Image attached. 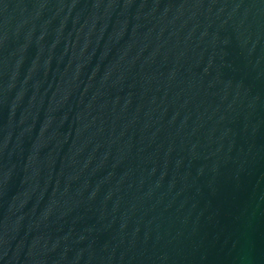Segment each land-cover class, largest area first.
<instances>
[{"label": "water", "instance_id": "1", "mask_svg": "<svg viewBox=\"0 0 264 264\" xmlns=\"http://www.w3.org/2000/svg\"><path fill=\"white\" fill-rule=\"evenodd\" d=\"M0 264H264V0H0Z\"/></svg>", "mask_w": 264, "mask_h": 264}]
</instances>
